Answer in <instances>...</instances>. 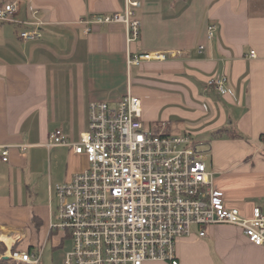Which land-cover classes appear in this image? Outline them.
I'll use <instances>...</instances> for the list:
<instances>
[{"label":"crops","instance_id":"crops-1","mask_svg":"<svg viewBox=\"0 0 264 264\" xmlns=\"http://www.w3.org/2000/svg\"><path fill=\"white\" fill-rule=\"evenodd\" d=\"M129 2L141 3L132 8L142 23L139 40L128 44L123 25H94L85 33L82 21L124 13ZM2 3H16L18 13L16 22H0V237L9 238H0V264H16L4 259L11 250L62 247L68 236L51 230L55 187L89 163L70 145L50 146L51 137L61 130L69 144L78 143L90 129L91 105L115 107L127 94L141 100L149 130L209 137L215 187L230 207L245 214L264 207V11L256 9L264 0ZM35 28L39 38H20ZM143 54L166 59L129 63ZM225 76L233 93L223 96L209 81ZM224 128L243 138L212 140ZM199 232L178 242L179 264H264V248L239 227Z\"/></svg>","mask_w":264,"mask_h":264},{"label":"built area","instance_id":"built-area-1","mask_svg":"<svg viewBox=\"0 0 264 264\" xmlns=\"http://www.w3.org/2000/svg\"><path fill=\"white\" fill-rule=\"evenodd\" d=\"M140 6L129 2L124 13L95 15L81 23L86 34L94 25H123L131 44L141 36L142 23L132 9ZM29 10L38 13L33 5ZM17 13L16 3L0 5V22H16ZM39 37L37 28L20 33L24 41ZM250 57H256L254 51ZM165 59L164 54H143L131 56L129 63ZM209 85L223 96L233 93L226 76ZM63 145L85 154L89 163L84 172L55 187L58 207L51 230L73 242L64 264H179L178 242L193 227L205 237L207 227L222 224L241 228L253 245L264 248V207L256 206L250 214L230 207L215 187L207 151L190 135L149 130L138 97L127 94L115 107L93 103L90 129L78 143L69 144L61 130L52 135L50 146ZM2 154L7 162L8 150ZM42 254L43 248L11 250L7 257L16 264H39Z\"/></svg>","mask_w":264,"mask_h":264},{"label":"rangeland","instance_id":"rangeland-1","mask_svg":"<svg viewBox=\"0 0 264 264\" xmlns=\"http://www.w3.org/2000/svg\"><path fill=\"white\" fill-rule=\"evenodd\" d=\"M7 26H10V25H7ZM180 127L182 129V126H180ZM180 127H176V129H178V128L180 129ZM187 133H191V132H187ZM191 137L193 139V142L196 143V145L198 146V148L200 150L207 151V154L209 156L211 155V152L209 151V149H210L209 137L206 138V136H204L203 138H200L199 136H193V135H191ZM210 158H211V156H210ZM56 203L57 202L55 200L54 205H53L54 212L56 211V209H55ZM54 220H55V218H54ZM197 230H198L197 227H193L191 230V233L195 234V233H197ZM62 242H63L62 247L57 248V249H54L52 247V244L49 243L47 245V247H45V249H44L43 255H42L41 260H40V264H64L65 257L67 255V253L73 249V242H72L71 238H69V237H66V239H64ZM21 243H22V245H24V244H26V241L23 240Z\"/></svg>","mask_w":264,"mask_h":264},{"label":"trees","instance_id":"trees-1","mask_svg":"<svg viewBox=\"0 0 264 264\" xmlns=\"http://www.w3.org/2000/svg\"><path fill=\"white\" fill-rule=\"evenodd\" d=\"M2 4H7V3H2ZM256 9H258V12L264 11V5H258V8ZM242 138L243 137L241 134L229 128L218 130L217 132L212 134V140H222V139L238 140Z\"/></svg>","mask_w":264,"mask_h":264},{"label":"bare ground","instance_id":"bare-ground-1","mask_svg":"<svg viewBox=\"0 0 264 264\" xmlns=\"http://www.w3.org/2000/svg\"><path fill=\"white\" fill-rule=\"evenodd\" d=\"M1 240H8L9 238H7L6 236L0 237Z\"/></svg>","mask_w":264,"mask_h":264},{"label":"water","instance_id":"water-1","mask_svg":"<svg viewBox=\"0 0 264 264\" xmlns=\"http://www.w3.org/2000/svg\"><path fill=\"white\" fill-rule=\"evenodd\" d=\"M8 257H5L4 259H7Z\"/></svg>","mask_w":264,"mask_h":264}]
</instances>
